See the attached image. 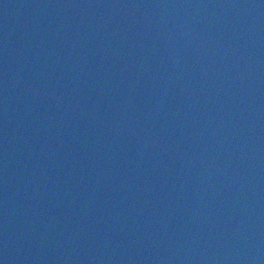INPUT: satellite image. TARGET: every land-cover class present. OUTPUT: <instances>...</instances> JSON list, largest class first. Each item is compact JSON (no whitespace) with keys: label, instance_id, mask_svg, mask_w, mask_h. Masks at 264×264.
<instances>
[{"label":"water","instance_id":"95a60500","mask_svg":"<svg viewBox=\"0 0 264 264\" xmlns=\"http://www.w3.org/2000/svg\"><path fill=\"white\" fill-rule=\"evenodd\" d=\"M0 264H264V0H0Z\"/></svg>","mask_w":264,"mask_h":264}]
</instances>
